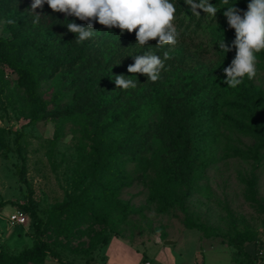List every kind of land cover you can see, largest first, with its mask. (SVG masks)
I'll return each mask as SVG.
<instances>
[{"label":"rangeland","instance_id":"1","mask_svg":"<svg viewBox=\"0 0 264 264\" xmlns=\"http://www.w3.org/2000/svg\"><path fill=\"white\" fill-rule=\"evenodd\" d=\"M2 2L0 251L16 255L43 241L58 258L46 255L41 263L26 264H142L146 259L150 264H167L168 255L175 258L171 252L181 256H176L177 264H248L253 243L264 238V148L258 146L259 134L241 133L233 126L246 119L224 90L226 78L204 98L212 110L201 114L202 129L200 125L192 128L194 136L202 132V139L198 147L194 142L189 182L176 191L178 197L187 195L183 206L160 210L142 182L143 167L134 161L141 135L157 113L150 106L131 108L121 100L117 106L90 114L89 122L85 109L66 111L80 100L77 87L69 84L61 70L64 63L56 62V38L51 31L34 28L24 18L26 9L15 0ZM177 2L174 23L180 24L179 32L197 22L202 28L196 35L179 38L170 51L187 49L204 67L225 75L231 54L213 42L206 45L224 39L232 47L227 40L233 28L223 13L234 5L242 14L250 0H229V5L209 0L218 10L215 18L201 9H197L200 17L192 15L186 0H180L182 5ZM92 30L87 41L98 48L114 37V28L97 21ZM22 70L35 82L32 93L21 78ZM250 82L252 95L264 94V62L258 61L257 75ZM257 110L261 112L260 107ZM255 118L263 129L264 113ZM17 134L25 163L22 178ZM105 188L111 193L104 195ZM76 199L67 211H54ZM28 202L45 224L42 237L34 232L33 219L22 208ZM115 202L126 207L124 211ZM16 210L27 215L23 225L8 221ZM246 237L253 240L242 242ZM166 241L174 249L164 252L161 246Z\"/></svg>","mask_w":264,"mask_h":264},{"label":"trees","instance_id":"2","mask_svg":"<svg viewBox=\"0 0 264 264\" xmlns=\"http://www.w3.org/2000/svg\"><path fill=\"white\" fill-rule=\"evenodd\" d=\"M8 1L3 0L2 3ZM176 1L180 2V0H170L173 4ZM15 2L19 3L21 8L26 9L24 18L31 21L34 28L51 31L58 42V50L55 53L59 57L56 62L64 63L61 70L69 84L77 87L80 100L78 103H73L71 107L65 108L66 111L85 109V116H89L86 117L87 122H89L91 120L90 114L117 106V101L121 100L122 104H128L131 108H148L150 106L157 113V119L153 121L152 125L149 124L146 131L141 135L140 150L137 152L134 161L143 167L142 182L148 186L149 199L156 202L160 210H166L173 204L182 207V199L187 195L178 197L176 191L188 184L194 167V158L192 157L194 142L198 147L202 139V132L199 133L198 131V137L194 136V129L202 122L201 114L203 112L209 113L212 110L204 98L213 92L214 86L223 77L226 79L227 77L216 69L204 67L202 60L196 61L194 57H190L187 49L170 51V45L157 47L156 40H150L146 45L140 46L137 44L135 31L132 33L121 32L119 28H114V37L105 41L100 48L90 45L87 40L77 43L78 34L71 33L67 24L75 23L87 28L89 21H82L75 16L53 12L45 3L42 9H36V13L41 16L39 23H33L34 16L30 12L33 0H15ZM179 4L182 5V2ZM243 14L244 12L240 15L243 17ZM91 22L94 24L96 20ZM201 28L202 25L198 22L195 26H185L179 38L184 40L185 34L187 36L196 35ZM177 30H180V24L177 25ZM228 37V43L233 44L236 39L234 29ZM212 42L219 49V43L222 41L212 40L206 46L209 47ZM1 45L0 42V59L5 61V54ZM149 49L160 55L161 58H163V53L167 51L170 57L166 61L165 70L161 72V78L157 82L150 81L147 75L132 74L127 71L129 66L134 65L135 57L143 55ZM228 53L231 55L230 59L228 58L229 61L226 62H231L232 57L235 58L236 56V49L231 47V51ZM257 60L260 63L264 62V52L257 54ZM26 71L22 70L19 73L22 80L28 83L32 93L35 82L31 78H27ZM120 75L136 79L138 86L135 89L127 90L118 88L115 84V77ZM223 84L225 85L224 90L228 91L239 110L243 111L240 113L246 119L243 123L242 121L233 122V126L241 133L256 132L259 134V136L257 135L258 146L264 148V128L262 129L255 121L257 120L255 118L257 113H264V94L257 97L252 95L254 87L247 77L236 88H230L227 84ZM258 107H260L261 112H258ZM193 127L194 129H192ZM199 127L202 129V125ZM19 138L20 134H17L15 149L21 160L20 177L22 178L25 163L18 142ZM55 138L58 139L59 135H55ZM109 192L111 193L109 189L105 188L103 194ZM75 203H77V199L69 200L55 207L54 211L61 214L74 207ZM115 204L118 206L119 202H115ZM22 208L32 217L34 232L42 237L44 234L43 226H45L42 219L38 217L29 202L27 206ZM118 208L122 212L126 207L118 206ZM252 240V237H246L242 239V242ZM46 255L58 258L57 254L45 242L37 241L31 248H25L16 255H9L0 251V264L41 263Z\"/></svg>","mask_w":264,"mask_h":264},{"label":"clouds","instance_id":"3","mask_svg":"<svg viewBox=\"0 0 264 264\" xmlns=\"http://www.w3.org/2000/svg\"><path fill=\"white\" fill-rule=\"evenodd\" d=\"M45 3L53 12L89 21L87 28L75 23L67 24L71 33L78 34L77 43L93 36L92 20L107 28H119L121 32L135 31L137 44L140 46L146 45L150 40H156L157 47L175 45L181 35L174 23L176 5L170 0H33L30 11L34 16L33 23H39L41 16L36 13V9H42ZM185 3L190 5L192 15L197 17H200L197 9L214 18L218 12L217 7L210 4L209 0H186ZM223 3L229 5V0H223ZM226 9L223 14L236 33L232 44L236 49V56L231 65L224 69L227 77L224 83L230 88H236L244 82L245 77L252 80L257 75V54L264 52V0H250L243 17L234 5H229ZM8 22L14 23L11 20ZM219 48L224 53L231 51L224 39L219 43ZM150 49L143 55L136 56L134 65L129 66L127 71L147 75L150 81L157 82L170 57L167 51L161 58ZM115 84L124 90L138 86L136 79L123 75L115 77Z\"/></svg>","mask_w":264,"mask_h":264},{"label":"built area","instance_id":"4","mask_svg":"<svg viewBox=\"0 0 264 264\" xmlns=\"http://www.w3.org/2000/svg\"><path fill=\"white\" fill-rule=\"evenodd\" d=\"M27 215L20 210L14 211L8 216V221L11 224L23 225L26 222ZM143 264H150L148 261ZM248 264H264V238L257 241L254 245V251L249 256Z\"/></svg>","mask_w":264,"mask_h":264},{"label":"crops","instance_id":"5","mask_svg":"<svg viewBox=\"0 0 264 264\" xmlns=\"http://www.w3.org/2000/svg\"><path fill=\"white\" fill-rule=\"evenodd\" d=\"M112 240H119V239H112ZM166 242H168V241H166ZM164 246L169 247V248H166V249L162 248V247H164ZM161 249H163L164 252H165L166 250L168 251V249H174V245H172V243H170V244H166V243H165L163 246H161ZM160 251H161V250H160ZM171 254H173V255L175 256V258H173L171 255H168V262H167V264H177V262H176L175 260H176V256H180L179 253H177V255H175L174 252H171ZM169 256L172 257L171 261H170V259H169ZM180 257H181V256H180ZM146 261H148V260L146 259L144 262H146ZM194 262H197V261H193V263H194ZM142 264H143V263H142ZM194 264H198V263H194Z\"/></svg>","mask_w":264,"mask_h":264},{"label":"water","instance_id":"6","mask_svg":"<svg viewBox=\"0 0 264 264\" xmlns=\"http://www.w3.org/2000/svg\"><path fill=\"white\" fill-rule=\"evenodd\" d=\"M166 244H170L171 242H165Z\"/></svg>","mask_w":264,"mask_h":264}]
</instances>
